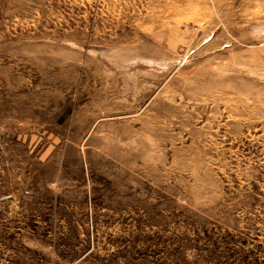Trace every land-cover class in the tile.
Masks as SVG:
<instances>
[{"label":"rangeland","instance_id":"rangeland-1","mask_svg":"<svg viewBox=\"0 0 264 264\" xmlns=\"http://www.w3.org/2000/svg\"><path fill=\"white\" fill-rule=\"evenodd\" d=\"M0 264H264V0H0Z\"/></svg>","mask_w":264,"mask_h":264}]
</instances>
